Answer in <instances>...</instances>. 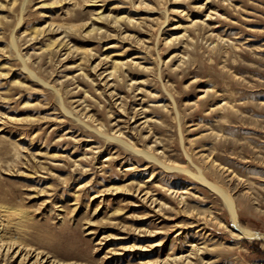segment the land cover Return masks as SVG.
I'll return each mask as SVG.
<instances>
[{
  "label": "rangeland",
  "instance_id": "374dc122",
  "mask_svg": "<svg viewBox=\"0 0 264 264\" xmlns=\"http://www.w3.org/2000/svg\"><path fill=\"white\" fill-rule=\"evenodd\" d=\"M0 208V264H264V0H0Z\"/></svg>",
  "mask_w": 264,
  "mask_h": 264
},
{
  "label": "bare ground",
  "instance_id": "6f19581e",
  "mask_svg": "<svg viewBox=\"0 0 264 264\" xmlns=\"http://www.w3.org/2000/svg\"><path fill=\"white\" fill-rule=\"evenodd\" d=\"M62 42H64V41H62ZM62 44V43H61ZM135 58L137 57V56H134ZM128 61V60H127ZM127 61H120V60H113V62H112V64H113V70L111 69V71H110V73H109V75L110 76H112V75H114V73L115 72H117V67H118V65H125V64H127L128 62ZM130 61V60H129ZM121 70V69H120ZM119 71V70H118ZM14 147V146H13ZM16 148V147H15ZM16 152H17V155H18V151H17V149L15 150ZM16 155V156H17ZM18 157V156H17ZM148 157L149 158H153L154 159V157L150 154H148ZM108 159V158H107ZM204 181H206V182H208L206 179H203ZM209 183V182H208ZM224 196H225V200H226V202H227V205H228V207H229V209H230V211H231V213H232V216L233 217H235L236 216V212H235V209H234V206H233V204H232V202H231V200L224 194ZM1 208H0V215H3V214H1ZM3 220V219H2ZM6 226H7V223H6ZM5 227V226H4ZM236 230L241 234V235H243V236H248V237H255L256 235H255V231H250L248 228H246L245 226H242L241 224H239L238 222H236ZM6 231V230H5ZM6 234V233H5ZM257 234V233H256ZM3 236H4V229H3V225H2V223L0 222V253H1V251H3V250H5V249H7V251H11L10 250V247H7L6 246V244H5V241H4V239H3ZM258 236V235H257ZM13 251V250H12ZM11 251V252H12ZM18 253H19V251H16L15 253H14V255H18ZM45 259H43L42 261L43 262H45L44 261ZM28 258L26 257V258H23L21 261H20V264H27L28 263ZM47 261V260H46ZM39 263V261L38 260H35V261H33L31 264H38ZM51 264H57V263H55V261H53Z\"/></svg>",
  "mask_w": 264,
  "mask_h": 264
}]
</instances>
